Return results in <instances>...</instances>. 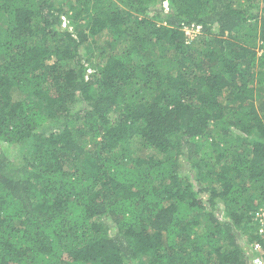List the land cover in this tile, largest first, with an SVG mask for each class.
Listing matches in <instances>:
<instances>
[{"label": "trees", "instance_id": "1", "mask_svg": "<svg viewBox=\"0 0 264 264\" xmlns=\"http://www.w3.org/2000/svg\"><path fill=\"white\" fill-rule=\"evenodd\" d=\"M263 208L264 0H0V264H253Z\"/></svg>", "mask_w": 264, "mask_h": 264}, {"label": "built area", "instance_id": "2", "mask_svg": "<svg viewBox=\"0 0 264 264\" xmlns=\"http://www.w3.org/2000/svg\"><path fill=\"white\" fill-rule=\"evenodd\" d=\"M65 22L66 21L63 19V27L66 26ZM198 28L199 27H196L193 31L185 28V33L187 36L192 38V36H194V34L197 32ZM257 217L259 218V227L257 231L260 235H264V208L261 209V211L257 214ZM251 248L254 253L258 254V256L253 260V264H264V250L262 249L261 245L254 242L251 245Z\"/></svg>", "mask_w": 264, "mask_h": 264}, {"label": "rangeland", "instance_id": "3", "mask_svg": "<svg viewBox=\"0 0 264 264\" xmlns=\"http://www.w3.org/2000/svg\"><path fill=\"white\" fill-rule=\"evenodd\" d=\"M148 14H150L151 15V13H148ZM65 24H66V22H65ZM88 72H90V70L88 71ZM143 152H146V151H143ZM183 169H181V171H182ZM184 172V170L182 171V173Z\"/></svg>", "mask_w": 264, "mask_h": 264}, {"label": "clouds", "instance_id": "4", "mask_svg": "<svg viewBox=\"0 0 264 264\" xmlns=\"http://www.w3.org/2000/svg\"><path fill=\"white\" fill-rule=\"evenodd\" d=\"M63 27V26H62ZM258 255H256L255 257H257ZM255 259V258H254Z\"/></svg>", "mask_w": 264, "mask_h": 264}]
</instances>
